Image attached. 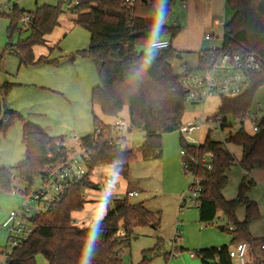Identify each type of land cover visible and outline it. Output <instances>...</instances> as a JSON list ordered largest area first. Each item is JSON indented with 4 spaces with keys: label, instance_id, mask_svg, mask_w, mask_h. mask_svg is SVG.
<instances>
[{
    "label": "trees",
    "instance_id": "obj_1",
    "mask_svg": "<svg viewBox=\"0 0 264 264\" xmlns=\"http://www.w3.org/2000/svg\"><path fill=\"white\" fill-rule=\"evenodd\" d=\"M225 6L232 16L222 27L224 49L240 54L253 52L261 62L260 71L251 76L250 85L243 93L219 99L215 116L237 118L251 107L256 90L264 85V0H226ZM70 9L74 24L89 33L88 47L77 50L75 55L89 58L96 69L99 83L91 90V104L98 106L101 114L107 117L117 116L126 107L129 126L143 133V142L136 151L121 149L111 139L110 125L93 117V132L80 138L82 147L88 152L87 174L59 195L47 211L32 215V233L11 250L3 264H36L38 254L47 264H79L81 259L87 261L88 246H98L92 264H123L118 252L132 231L146 226L158 228V212L155 215L143 202L132 204L127 198L108 202L103 218L86 228L74 226L71 213L82 210L85 189L98 188L89 180L93 169L114 165L115 171L126 178L135 152L144 159L159 158L162 136L177 130L185 106L180 75L174 73L170 60L177 55L171 42L181 27L166 23L171 9L163 0H55L54 4H43L28 12L13 4L10 12L0 13V17L8 20V42L0 53V62L4 54H9L19 60L20 66L54 63L56 60L47 56L35 58L33 47L45 45V37L58 26L59 16ZM25 15L29 22L22 29L19 23ZM14 32L18 40L12 43ZM22 33H25L24 38L20 37ZM163 37L170 41L168 48H149L152 41ZM141 50L148 54L147 57L139 54ZM13 85L0 84L2 98ZM14 121L22 124L21 142L25 152L24 158L14 166L0 167V193L5 194L15 190L14 176L26 184L22 192L28 193L34 179L68 153L56 144L63 142L62 136H49L44 128L6 107L0 120V135ZM261 125L262 129L254 134L241 130L224 143L207 136L199 146H193L179 137L188 170L200 179L201 191L196 199L198 221L210 224L220 213L224 221L221 229L230 235V244L245 243L251 252L264 242V237H252L248 229L249 223L260 217L257 204L248 198L254 182L244 176L237 185L236 196L230 200L224 198L222 191L228 182L227 174L235 161L225 146L241 147L242 155L237 163L243 172L264 169V120ZM206 153L212 155L209 168L203 159ZM240 207L244 209L242 221L236 216ZM119 229L124 233L121 237L117 236ZM161 244L162 240L157 239L154 248ZM82 246L85 248L83 254ZM153 250L147 252L153 253ZM228 252V246H221L199 249L195 255L200 264H233ZM145 254L140 264H148Z\"/></svg>",
    "mask_w": 264,
    "mask_h": 264
},
{
    "label": "rangeland",
    "instance_id": "obj_2",
    "mask_svg": "<svg viewBox=\"0 0 264 264\" xmlns=\"http://www.w3.org/2000/svg\"><path fill=\"white\" fill-rule=\"evenodd\" d=\"M163 1L168 2L171 9L166 21L179 25L182 31H180V35L178 34L179 36L177 35L172 40L179 57L170 60L174 73L178 75L181 74L183 67L194 69L197 66L199 48L193 49L189 35L193 32L198 36L197 32H203L204 26L200 24V21L194 22L195 16L188 13L189 8H182L181 3L183 0ZM184 2L189 4L187 0H184ZM54 3L55 0H0V13L11 11L13 4L17 5L18 9L28 12L34 11L36 7L43 4ZM73 18L74 15L70 11L63 12L58 18V26L45 37V45L33 47L35 54H43L49 59H54L56 60L54 63L35 64L39 65L35 69L32 68L34 65L20 66L21 70L18 76L15 77L14 74L8 76L2 72L0 78L4 80L2 83L14 84L4 96L7 105L21 107V111L16 110L18 113L44 128L49 136L62 135L67 145L76 148V142L72 139V136L82 138L90 135L93 132V117L96 116L102 121L107 116H103L99 107L92 105L90 102L91 90L98 85L99 80L92 60L75 55L77 50L88 47L89 33L81 26L75 25L72 21ZM19 25L24 29L21 20ZM7 26V18L1 16L0 38L3 39L2 43L4 45L8 42ZM220 32L221 28L214 30L216 35H220ZM24 36L25 33L20 35L21 38H24ZM17 40L18 34L14 32L11 36V42L15 43ZM1 49L2 47L0 53L3 50ZM72 55L74 56L72 57ZM7 56L14 57L4 54L0 62V68ZM21 79L25 80L26 83L19 86L16 82ZM46 85H53L59 91L52 90ZM219 99L211 98L204 106L198 105L194 108L185 106L181 122L185 123L202 113L204 114L203 117L215 115ZM29 104L31 107H29ZM258 104L264 105V85L259 87L254 94L250 107L251 112L256 109ZM123 115L125 117L123 119L128 123L127 115ZM226 119L234 129L239 128V125L232 119ZM19 123V121H14L5 133L0 135L1 140L8 141ZM244 129L245 132L251 133L250 121L244 122ZM133 130L131 142H136L139 139L140 130ZM129 135L130 132H128V138ZM18 137L17 133V140ZM179 137L180 134L177 130L162 136V155L159 158L144 159L139 152H135V159L128 166L127 177L123 178L120 175L123 180L125 179L123 184L126 187L135 189L138 192L137 196L129 198L130 203L144 202L147 210L155 215L157 212L160 214L157 229L151 226L136 228L132 231L131 236L124 241L118 252L123 264H140L144 253H146L145 257L149 260L148 264H200V260L195 255V251L200 248H211L212 246L226 244L229 251H235V245L230 244V235L219 228V226L224 225L223 221H218L220 213H218L213 223L204 224L198 221L196 203L187 202L179 208L181 195L187 194L188 196L187 186L192 178L183 171L184 155L181 153L183 150L179 144ZM19 141L22 143L21 132ZM18 145L21 150L24 149L23 144H21L23 148L19 143H17ZM8 147H11L9 148L11 155L14 148L10 145V142L6 148ZM225 147L237 158L240 157V147L233 144H227ZM20 154H23V152H20ZM13 160L5 159L4 162H8L7 166H14L19 162L15 161L13 163ZM112 167L114 168V165ZM238 168H240L238 163L234 161L228 174L227 191L236 188L235 173L239 171ZM251 172H248L246 177L254 182V186L248 197L264 200V169H256V173H262L261 176L257 174L254 176ZM38 184H40V178L36 177L30 186L29 192ZM13 187L16 189V193H0V258L1 251L7 242V232L2 227V222L6 220L10 210L19 209L21 203L25 200V194L22 191L26 184L14 176ZM84 197H86V194ZM259 202V209H262V217H264V202ZM101 206H103L102 203ZM236 214L240 219H244V209L242 207L238 208ZM95 216H99V213ZM159 238L162 240V244L154 248ZM151 249H154L153 253L147 252ZM171 252L177 253L176 256L169 255ZM245 257L249 261L248 256ZM35 260L36 264H47L40 254L36 255ZM232 260L235 264H239L237 258Z\"/></svg>",
    "mask_w": 264,
    "mask_h": 264
},
{
    "label": "built area",
    "instance_id": "obj_3",
    "mask_svg": "<svg viewBox=\"0 0 264 264\" xmlns=\"http://www.w3.org/2000/svg\"><path fill=\"white\" fill-rule=\"evenodd\" d=\"M28 22L29 17L27 15L21 18L24 29L27 27ZM203 39L210 44L198 55L197 66L194 69L183 67L181 74H179V85L183 93L184 106L192 108L198 105L204 106L211 98H230L240 95L249 87L251 76L258 73L261 69V62L255 53L240 54L225 50L222 44V33L219 36H214L212 33L206 32ZM169 46L170 41L166 37L154 40L149 44V48L154 50H163ZM202 116L201 114L199 117H194L178 125L177 131L182 141L186 144L199 146L207 136L213 141L224 143L229 136L241 130L245 131L244 122L248 121L251 124V133L249 134H254L262 129L261 122L264 120V105L258 104L253 112L249 108L243 116L237 118H223L215 115L210 117ZM226 118L236 122L239 128L234 129ZM110 127L112 130L111 139L121 148V142L128 133V125L120 120L110 125ZM72 139L76 142V148L67 146L64 140L61 143H56L67 150V155L58 164L53 165L43 175L39 176L40 184L30 192L24 193L25 200L21 203L20 208L10 210L6 220L2 222V227L7 232V242L1 251L0 264H3L4 259L14 247L32 233L33 227L29 218L32 215L47 211L49 206L58 200L59 195L70 185L81 181L87 174L86 161L88 152L82 147L80 138L72 136ZM181 153L184 155L182 162L183 171L192 178L187 186L188 196L187 194L181 195L179 208L187 202L196 203L201 191L200 179L189 172L188 164L185 160L186 155L184 151H181ZM211 158L212 155L210 153H206L203 158L207 162L208 168ZM112 183L115 184L111 177H105L99 182V185L103 187ZM11 192L16 193V189ZM137 195V191L126 190L124 196L117 194L113 199L121 200ZM91 224L94 223L92 222ZM123 235V231L119 229L117 236L121 237ZM176 254L171 252L169 255L176 256ZM228 255L232 259L237 258L239 264H264V242L254 252H251L245 243H239L235 245V251H229ZM246 255L249 261L246 260Z\"/></svg>",
    "mask_w": 264,
    "mask_h": 264
},
{
    "label": "crops",
    "instance_id": "obj_4",
    "mask_svg": "<svg viewBox=\"0 0 264 264\" xmlns=\"http://www.w3.org/2000/svg\"><path fill=\"white\" fill-rule=\"evenodd\" d=\"M187 1L189 4L184 2V0L182 1V3H181L182 8L183 9L189 8L188 13L191 16H195L194 22L196 23L197 21H200V24H203V26H204L203 32H197V34H199L198 36L196 35V33H193V32H192L193 34L191 33V35H189L190 42L193 45V49L199 48V52H200V51L204 50L205 48H207V46H208V43L203 39L204 34L206 32H210L214 36H219V35L214 34V30L221 28L220 33H222V27L231 18L232 12L226 8V6H225L226 0H187ZM73 19H72V21H73ZM166 23L175 24L173 22L169 23L167 21H166ZM181 32H179V33L181 34ZM2 41H3V39L0 38V48L2 47V49H3L4 44L2 43ZM45 43H46V41H45ZM171 47L175 51H177L175 49V46H173V42L171 43ZM190 47L192 48V46H190ZM199 52H198V54H199ZM33 54H34L35 58H37L38 56H45L43 54H39V55L35 54L34 50H33ZM175 58H177V57H175ZM37 66H39V65H34L32 68L35 69V68H37ZM171 66H172V64H171ZM20 70H21V67L19 64V60L15 57H8L7 56L4 59L3 64L0 68V75L2 72H4L8 76H12L14 74V76L16 77V76H18ZM24 70H26V69H24ZM3 81L4 80H1V78H0V84H2ZM25 83H26V81L22 80V79L18 80V82H16V84L19 86L22 84H25ZM46 86L52 90L59 91L58 88L54 87L53 85H46ZM3 100H4V106L7 109L14 110V111H16V110L21 111L22 110L21 107H14L13 105H7L4 98H3ZM29 107H31L30 104H29ZM123 114H126L127 119L129 120L128 109L126 107H124L122 109V111L117 116L104 118L101 122L106 124V125H113L117 121H120V120L124 121L128 125V128H129L128 132H130V135L128 138V133L126 134L125 138L121 142V148L124 150H137L142 145L144 135H143V133L141 134V131H140V135H138L139 139L136 140V142H131V138H132L131 133L134 130L129 127V121L127 123L126 120L123 119V118H125V117H123L124 116ZM202 115L204 116L203 113H202ZM195 117H199V116H195ZM205 117H207V116H205ZM21 127H22V124L19 123V125L16 127L15 132H13L14 134L12 135V137H10V139H8V141H2L5 139L1 140L2 137H0V167H10V166H7L8 162L7 163L4 162L5 159H7V160L8 159H14L13 160V163H14L15 161H20L24 158V152H25L24 149L21 150L19 145L17 146V143H19L20 146L22 147V145H21L22 143H20V141H19ZM17 133L19 135L18 140H17ZM9 142H10V145L13 146V148H14V151L11 155L9 152V148H11V147L6 148L9 145ZM64 143L67 145V143L65 141H64ZM67 146H69V145H67ZM236 147H238V146H236ZM20 152H23V154H20ZM241 155H242V149H241V153H240L239 158H237L235 155H233L236 162H238L240 160ZM112 166L113 165H101V166L92 170V172L89 176V180L92 183H94L95 185H98V188H96V189H85L83 191L84 206H83L82 210L75 211V212L71 213V219H72V223L74 226H76L78 228H86V227L93 225V224H91L92 222L95 223L96 221H98L97 219L101 220L103 218V216L106 212V206H107L108 202L113 200L115 195L118 194V195L124 196V193L126 190L136 191L135 189L126 187L123 184L125 182L124 181L125 179L123 180V178L120 175H118V173L115 172V168H113ZM108 167H112V168H108ZM256 169H262V168H256ZM256 169H253L251 174H253L254 176H256V174L258 176H261L262 173L261 172L256 173ZM238 170L239 171L235 173L236 188L235 189L232 188L230 191H227V189H226L227 186H226L222 191V195L227 200L233 199L236 196L238 183L240 182L241 178H243L244 176L246 177V175H247V173L243 172L242 169L238 168ZM230 171H231V169H230ZM229 172H228V174H229ZM228 174H227V177L229 178ZM105 177H111L115 184L112 183V184L105 185V186L101 187L99 185V182ZM85 194H86V197H84ZM251 199H250V201L254 200L253 202L258 204L257 205L258 209L260 206L259 201L264 202L263 199H261V200H256V199L251 200ZM127 200L129 201V198H127ZM101 203L103 204V206H101ZM97 213H99V216H95V214H97ZM259 213H260V217L256 220L251 221L248 225L249 232H250L251 236L254 238L264 237V222H263L264 217H262L263 212H262L261 208L259 209ZM236 216H237V214H236ZM237 219L239 221H242V219H240L238 216H237ZM218 221L219 222L223 221L222 219H220V216L218 217ZM221 226H219L220 229H221ZM221 246H227V245L222 244V245L214 246V247L219 248ZM200 249H204V248H200ZM233 264H235L234 261H233Z\"/></svg>",
    "mask_w": 264,
    "mask_h": 264
},
{
    "label": "clouds",
    "instance_id": "obj_5",
    "mask_svg": "<svg viewBox=\"0 0 264 264\" xmlns=\"http://www.w3.org/2000/svg\"><path fill=\"white\" fill-rule=\"evenodd\" d=\"M97 247L98 246H88L87 247V251L89 252V256H88V259L87 261H84L83 259H81L79 261V264H92L93 262V258L95 256V252L97 250ZM85 250V248L82 246V254H83V251Z\"/></svg>",
    "mask_w": 264,
    "mask_h": 264
},
{
    "label": "water",
    "instance_id": "obj_6",
    "mask_svg": "<svg viewBox=\"0 0 264 264\" xmlns=\"http://www.w3.org/2000/svg\"><path fill=\"white\" fill-rule=\"evenodd\" d=\"M70 12H72V9H70ZM139 54L141 55V56H143V57H147V53H145L143 50H141L140 52H139ZM175 57H179V55L177 54ZM4 100H3V98H2V96H1V93H0V120H1V118L3 117V114H4ZM31 218H29V220H30Z\"/></svg>",
    "mask_w": 264,
    "mask_h": 264
}]
</instances>
